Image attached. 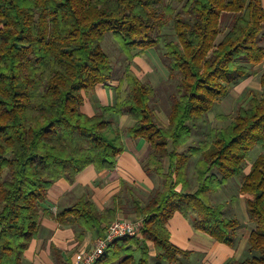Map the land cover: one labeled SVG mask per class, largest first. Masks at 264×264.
Listing matches in <instances>:
<instances>
[{"label":"trees","instance_id":"16d2710c","mask_svg":"<svg viewBox=\"0 0 264 264\" xmlns=\"http://www.w3.org/2000/svg\"><path fill=\"white\" fill-rule=\"evenodd\" d=\"M158 2L0 0V264H23L55 182L73 181L89 166L116 167L125 144L109 116L124 113L134 121L129 135L150 143L143 168L161 186L147 202L131 197V220H142L139 235L113 240L95 264H166L191 256L171 241L168 222L177 211L196 230L235 246L242 222L227 217L223 204H213L214 194L233 177L241 181L255 224L249 249L258 255L231 257L225 264H264V154L245 172L250 151L264 147V98L249 91V104L239 105L228 125L189 145L196 123L264 61L262 1L183 0L180 9L168 4L162 10ZM226 16L231 21L222 36ZM170 21L176 39L163 37ZM108 31L129 64L115 87V103L88 115L81 110L86 95L113 80L114 65L101 46ZM163 41L170 76L180 77L167 123L151 105L155 88L131 68L136 57ZM193 158L196 186L190 178ZM120 212H130L123 192L103 210L81 197L58 211L56 220L79 227L82 238L87 232L102 237Z\"/></svg>","mask_w":264,"mask_h":264},{"label":"crops","instance_id":"0c3cea01","mask_svg":"<svg viewBox=\"0 0 264 264\" xmlns=\"http://www.w3.org/2000/svg\"><path fill=\"white\" fill-rule=\"evenodd\" d=\"M261 1L264 7V0ZM263 74L264 61L254 66L251 76L241 78L234 84L229 94L223 98L227 100V102L225 100L224 105L230 106L231 98H237L236 93L240 95L239 90H237L240 83L245 85L244 89L253 90L259 97L264 98ZM117 85L114 79L108 84L100 83L96 85L86 95V100L81 110L85 114L93 115L100 106L113 105L111 100L115 98L114 92L116 93L115 87ZM123 97H125V93H123ZM112 118L115 126L121 129L125 144L124 152L117 158L116 167L111 170H98L94 166H89L75 180L71 181L63 178L50 187L46 201L42 205L39 232L25 251L23 264H72L80 251L92 246L96 238H98L94 233L87 232L82 238L79 227L73 224H60L56 220L58 211L68 208L79 198L85 197L103 210L113 205V198L120 192H123L125 200L128 196L135 195L136 191L142 188L146 190V195H150L153 190L160 187V179L157 176H149L143 168V163L151 151L150 143L144 138L136 139L130 135L127 136L128 128L134 122L128 114H113ZM124 129L125 135L123 133ZM250 167L251 165L249 169ZM240 197L246 203L245 197L241 192L239 194ZM244 202L241 206L242 212L245 210ZM127 215L124 212L119 213V217H127ZM233 216L229 218H236ZM247 219L245 221L249 223V228L247 229L245 221L242 222V227L240 228L246 229L245 232H248L245 237V244L246 240L248 242L249 234L255 226L250 222L249 216H247ZM168 229L171 241L175 245L183 250L191 251V256L174 264H225L231 257L242 259L239 249L240 245L237 247L238 244L230 246L220 243L210 235L196 230L192 225V221L179 211L175 212L169 220ZM148 245L151 249V261L154 262L156 253L153 242L149 241ZM192 257L193 260L188 262ZM136 258H139L138 254H136Z\"/></svg>","mask_w":264,"mask_h":264},{"label":"rangeland","instance_id":"374dc122","mask_svg":"<svg viewBox=\"0 0 264 264\" xmlns=\"http://www.w3.org/2000/svg\"><path fill=\"white\" fill-rule=\"evenodd\" d=\"M182 3H183V0H159V2L157 3V7L159 8V10H162L164 5L170 4L176 9H180L182 6ZM230 21H231L230 16H226L224 18L222 22V28H223L222 36L224 35V32L229 28ZM162 34H163V37L166 39H173V38L176 39L177 38L173 22L170 21L167 23L164 30L162 31ZM101 46L112 60V63L114 65L113 79L116 80V84H118L119 79H121L124 76L125 69L127 65L129 64L127 56L122 50L118 40L116 39L112 31H108L105 34L104 39L101 43ZM164 52H165V48H164V41H163L159 46L148 49L143 56L135 58L134 61L131 62V68L141 77L143 81L152 84L153 87L155 88L156 95L152 99L151 105L155 109L157 115L161 118L162 122L167 123L169 119V112L171 109V104H172V95L176 92L177 85L180 82V77L170 76V71L166 64V60L163 57ZM244 86H245L244 84L240 83V86L237 88V90H239L240 92V95L236 93L238 97L236 96L237 98H234V97L231 98L230 106L224 105L225 104L224 102L226 99L225 100L223 99L214 106L213 110L208 112L205 120L196 123V126L193 130L192 138L189 141V145L197 144L200 140L204 139L205 134L209 132L210 129L221 128V127L228 125L232 121L233 116L236 114V111L239 105L247 106L249 104L250 97H251L250 96L251 93H249L250 89L248 88L244 89ZM114 97L115 98L111 100L113 101L112 104H114L116 101L115 92H114ZM218 114H227V115H230L231 117L228 118L227 120H223V119H219V117L217 116ZM112 116L113 115H110L109 117H112ZM123 133L125 135V129ZM127 136H129L128 132H127ZM262 154H264V147L261 145H256L250 151L249 160L245 163V172L247 171L249 172L250 170L249 166L251 165V163L259 155H262ZM195 160L196 158H193V160L191 161L192 166L190 168V172H191L190 178L194 186H196V180L195 178H193L192 172H193V165L195 163ZM240 184H241V181L238 179V177H233L229 179L228 183L226 185H223L218 191V193L214 194L213 204L222 203L224 205V212L226 216L232 217L234 215L233 217H236L241 222H244L245 219H247V216H249V214L247 212L246 203L241 197L239 198ZM159 186L161 185L159 184ZM151 193L150 195L149 194L146 195V190L142 188L140 190H137L135 195H130V196H136L143 202H147L150 199ZM130 196H128V198L125 199L127 209L130 211L128 212V215H127V218L129 220L134 218V214L133 212H131L132 201H131ZM242 201L245 204V210L243 212H242V207H241L243 204ZM245 222L247 223L246 227L248 229L249 223L247 221ZM250 222L252 221L250 220ZM252 224L253 226L255 225L253 222ZM245 231L246 229H240L238 233L239 242H238L237 247H239L240 245L239 249H240L242 259L258 255V252L252 251L249 249L247 240H246V244H247L246 246L245 237L247 236L248 232H245ZM192 260H193V257L189 259V261L187 259L188 262H191Z\"/></svg>","mask_w":264,"mask_h":264},{"label":"built area","instance_id":"2783aa9c","mask_svg":"<svg viewBox=\"0 0 264 264\" xmlns=\"http://www.w3.org/2000/svg\"><path fill=\"white\" fill-rule=\"evenodd\" d=\"M141 223L140 219L117 218L110 224L105 236L96 238L90 248L80 251L72 264H95L113 240L124 236L139 235Z\"/></svg>","mask_w":264,"mask_h":264}]
</instances>
